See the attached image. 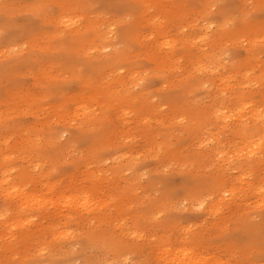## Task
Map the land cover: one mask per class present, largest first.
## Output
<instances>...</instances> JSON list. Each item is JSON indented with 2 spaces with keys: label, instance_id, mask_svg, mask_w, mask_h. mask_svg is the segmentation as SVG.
<instances>
[{
  "label": "bare ground",
  "instance_id": "obj_1",
  "mask_svg": "<svg viewBox=\"0 0 264 264\" xmlns=\"http://www.w3.org/2000/svg\"><path fill=\"white\" fill-rule=\"evenodd\" d=\"M258 100L264 0H0L9 264H264V227L235 221L264 205Z\"/></svg>",
  "mask_w": 264,
  "mask_h": 264
},
{
  "label": "rangeland",
  "instance_id": "obj_2",
  "mask_svg": "<svg viewBox=\"0 0 264 264\" xmlns=\"http://www.w3.org/2000/svg\"><path fill=\"white\" fill-rule=\"evenodd\" d=\"M28 79L24 80V83H27ZM260 102H264V101H259ZM261 109V107H260ZM9 110V109H8ZM23 118V116H22ZM20 136H13L12 138L9 139L8 141V145H12L13 142L15 140H19ZM3 145H5V143H3ZM106 163V162H104ZM83 171H77L74 172L73 176L77 178V181H79V183H81L82 186H85V188L90 189V182L86 179V176L83 174ZM102 174V173H99ZM159 176L161 178H168L170 181V186H174L177 185L179 183V177L176 174H172L171 170L167 171H161L159 173ZM97 180H102V176H95L94 177ZM146 177L142 178V183H145L146 181ZM106 186H102L100 187V189L98 190V194L100 195V199H104L105 198V190H106ZM176 188V187H175ZM67 191L69 190V187H67L66 189ZM59 190L55 191L54 193H57L60 196V193L58 192ZM68 195L70 194V191L67 192ZM44 198L46 199H50L49 197H51L52 194H46L45 192L42 193ZM56 197V196H55ZM6 205L4 204V202L1 200L0 201V211L2 208H4ZM9 208H11V205H8ZM111 211H113L112 209H110ZM264 214V205H257L256 203L253 202H244L243 206H241L240 210H237L235 213V221L238 220L242 223H244L242 225V227H255V226H261L264 227V219L262 217V215ZM10 223H12V221H9ZM116 223V222H115ZM54 224H58V219L54 220L53 224H50V226L54 225ZM68 226L71 228V230L73 229L74 232H77L78 229L76 228V224L73 222H70L68 224ZM230 228V227H229ZM22 227H20L19 225H17L15 223V225H11L10 228L6 227L5 224V218L0 215V264H9L11 263L14 259H17L20 256V252L19 249L20 247L17 248L18 253H13V249H14V245L9 246L10 245V239L14 238L15 235L17 233H19L21 231ZM223 234V233H222ZM10 235V237H8ZM218 236L216 237H212V239H217ZM218 240L221 242H225L227 241L226 235L221 236L218 238ZM66 240H63L62 243H65ZM19 246V244H17ZM12 247V248H11ZM208 253H212L214 255H218L220 257L223 258L222 263L223 264H246L248 258L252 257V254H242L241 252L233 255V256H229V249L228 247H209L207 249ZM224 254H227V257H224Z\"/></svg>",
  "mask_w": 264,
  "mask_h": 264
}]
</instances>
